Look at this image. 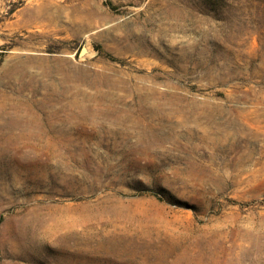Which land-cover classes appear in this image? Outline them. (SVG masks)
<instances>
[{
    "label": "rangeland",
    "instance_id": "obj_1",
    "mask_svg": "<svg viewBox=\"0 0 264 264\" xmlns=\"http://www.w3.org/2000/svg\"><path fill=\"white\" fill-rule=\"evenodd\" d=\"M0 264H264V0H0Z\"/></svg>",
    "mask_w": 264,
    "mask_h": 264
},
{
    "label": "bare ground",
    "instance_id": "obj_2",
    "mask_svg": "<svg viewBox=\"0 0 264 264\" xmlns=\"http://www.w3.org/2000/svg\"><path fill=\"white\" fill-rule=\"evenodd\" d=\"M140 53V52H139ZM138 63H141V62H138Z\"/></svg>",
    "mask_w": 264,
    "mask_h": 264
}]
</instances>
